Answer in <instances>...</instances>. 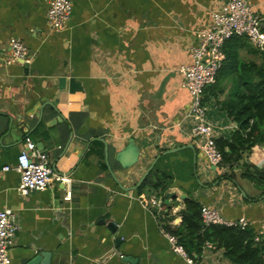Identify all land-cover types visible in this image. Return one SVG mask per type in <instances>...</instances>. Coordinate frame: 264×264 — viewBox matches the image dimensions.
<instances>
[{"label": "crops", "instance_id": "crops-1", "mask_svg": "<svg viewBox=\"0 0 264 264\" xmlns=\"http://www.w3.org/2000/svg\"><path fill=\"white\" fill-rule=\"evenodd\" d=\"M70 1V23L56 32L47 0H0V210L11 209L19 225L10 264L44 253L48 264H188L162 233L150 210L153 197H164L162 216L173 229L182 224L185 200L194 199L227 219L245 217L256 235L263 232L261 241L263 194L241 177V165L264 169V145L234 169L213 167L192 136L191 97L182 87L191 47L226 0ZM248 1L264 29V0ZM12 38L28 48L30 63L7 64ZM241 42L243 60L264 64V51L247 37ZM225 72L213 92L208 88L206 107L216 138L229 141L238 125L218 104L233 86L232 71ZM26 137L72 177L71 200H64L62 184L28 195L18 190L14 167ZM132 139L138 158L124 167L116 156ZM167 150L174 151L155 164L151 178L177 197L151 187L130 190ZM191 167L193 176L182 178ZM231 173L233 180L224 178ZM104 216L118 226L120 245L98 224ZM224 251L214 246L202 255L208 264H232Z\"/></svg>", "mask_w": 264, "mask_h": 264}, {"label": "built area", "instance_id": "built-area-1", "mask_svg": "<svg viewBox=\"0 0 264 264\" xmlns=\"http://www.w3.org/2000/svg\"><path fill=\"white\" fill-rule=\"evenodd\" d=\"M47 1L49 4L47 22L51 29L56 32L66 29L72 16V2L70 0ZM262 22L263 18L248 0H226L221 10L213 13L211 26L199 32L197 44L191 47V63L181 68L182 87L189 92L191 97V108L187 116L192 123V136L197 139L201 151L215 168L221 166L223 158L216 143L214 127L208 118L204 99L207 94L206 90L217 81L227 58L225 45L231 38L245 36L254 47L264 51ZM31 61L32 57L28 48L19 38H12L7 64L14 62L26 64ZM9 169V166L5 167V170ZM14 169L20 175L18 190L23 195L46 190L53 184H62L67 187L64 200L72 199V177L58 172L49 154L38 150L30 137H26ZM148 202L150 210L160 223L161 231L168 238L172 249L188 264H208L204 261V255H190L185 246L179 242V236L165 230L161 219L165 207L164 197H153ZM202 218L206 226L223 225L241 229L249 227V221L245 217L236 220L227 219L217 208L206 205L202 208ZM18 229L16 213L11 209L0 210V264H10L9 251ZM262 234L263 232H260L256 235L255 241H259ZM204 248H214V245L207 241Z\"/></svg>", "mask_w": 264, "mask_h": 264}, {"label": "trees", "instance_id": "trees-1", "mask_svg": "<svg viewBox=\"0 0 264 264\" xmlns=\"http://www.w3.org/2000/svg\"><path fill=\"white\" fill-rule=\"evenodd\" d=\"M242 38L245 36H236L230 39L232 42L228 43L229 40L226 43L227 58L219 72L225 76V70L232 71L231 92L225 100L218 101V104L238 125L229 141L216 138L223 158L220 168L225 169L239 166L256 145H264V64L241 58L236 46L242 45ZM219 77L221 76L218 75L217 82ZM214 86L209 87L212 92L216 89ZM206 97L207 95L205 101ZM163 160L162 157L160 161ZM241 167V177L250 180L264 194V169L250 163H243ZM149 176L138 188V192L143 193L147 187H151L155 191L153 193L165 194L167 185L160 180L153 181L152 172ZM164 178L162 175L160 179ZM224 178L233 180L234 177L231 173ZM202 208L203 205L197 200L186 199L185 209L182 211L183 221L177 229L171 228L166 222L169 218L165 219L161 215L165 230L179 236V242L187 248L190 255H193L191 249H195V254H202L208 241L215 248L224 249L225 257L232 264H264V238L255 241L256 232L251 227L241 229L223 225L206 226L202 218Z\"/></svg>", "mask_w": 264, "mask_h": 264}, {"label": "water", "instance_id": "water-1", "mask_svg": "<svg viewBox=\"0 0 264 264\" xmlns=\"http://www.w3.org/2000/svg\"><path fill=\"white\" fill-rule=\"evenodd\" d=\"M173 151L174 150H167V151H164L162 154H159L156 157V159L154 160V162L152 163V165L150 166V168L148 169V171L145 173V175L139 180V182L136 185L131 187L130 190L138 189V187H140L142 185L144 180L151 173L155 164L161 159V157L168 155V154L172 153ZM116 157L122 162L124 167H129L137 161L138 148H136L133 139L130 141V143L126 147V149L124 151H121L120 153H118ZM128 157L130 158V160L128 161V163H125L124 160H125V158H128ZM106 160H107V153H106ZM163 162H164V160H163ZM106 163L110 168L108 160L106 161ZM110 172H112L111 169H110ZM120 187L123 190H129V188H126L123 185H120ZM241 191H242V189H241ZM242 194L245 195L244 191H242ZM165 196L167 199H170L171 197H174V198L177 197V194L175 191H172V192L169 191L165 194ZM181 198L186 199L187 196L184 194V195H182ZM263 198H264V196H263ZM105 216L98 221V224L106 225L107 228L111 231V233L115 236V241H116L117 245H120L122 239L117 236L118 226L116 225V223L113 220L107 221L105 219ZM49 257H50V255H47L46 253L41 254V255H36V256L32 257L26 264H48ZM40 261H42V263Z\"/></svg>", "mask_w": 264, "mask_h": 264}, {"label": "rangeland", "instance_id": "rangeland-1", "mask_svg": "<svg viewBox=\"0 0 264 264\" xmlns=\"http://www.w3.org/2000/svg\"><path fill=\"white\" fill-rule=\"evenodd\" d=\"M166 156H168V155H166ZM181 168H182V167H179L178 170H181ZM183 172H185V173L182 174V178H185V177L188 176V175H189V176H190V175L193 176L194 169H193L192 167L189 168V169L187 168V169H184ZM238 188L241 190L240 186H239ZM263 196H264V194L262 195V197H263ZM167 224H169V223L167 222Z\"/></svg>", "mask_w": 264, "mask_h": 264}]
</instances>
